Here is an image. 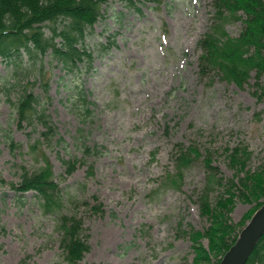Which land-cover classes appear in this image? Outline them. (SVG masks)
<instances>
[{"label":"rangeland","instance_id":"rangeland-1","mask_svg":"<svg viewBox=\"0 0 264 264\" xmlns=\"http://www.w3.org/2000/svg\"><path fill=\"white\" fill-rule=\"evenodd\" d=\"M135 1L140 9L129 0L104 5V17L86 37L94 55L91 68L67 72L50 55L0 60V264H66L58 214L45 211L35 191L17 192L10 184L21 180L22 166L34 171L44 165L30 148L38 127L20 125L17 116L15 103L27 88L56 124V138L64 139L62 146L43 147L66 199L97 194L103 203L98 213L78 211L91 244L80 264L192 263L191 231L205 232L212 223L199 203L207 156L222 177L209 191L212 206L233 190L227 215L237 229L264 199L242 184L247 171L264 173V98L254 93L255 78L240 87L198 72L197 41L211 23V0ZM226 28L237 36L243 23L230 18ZM72 83L96 102V114L86 122L69 100ZM82 134L104 145L106 153L90 157L94 174L82 164L69 175L58 149L67 156L79 153ZM179 144L197 147L200 157L176 184L169 176L177 171L173 151ZM243 145L252 155L239 170L230 153ZM200 244L210 247L206 236ZM211 257L216 264L220 256Z\"/></svg>","mask_w":264,"mask_h":264},{"label":"trees","instance_id":"trees-1","mask_svg":"<svg viewBox=\"0 0 264 264\" xmlns=\"http://www.w3.org/2000/svg\"><path fill=\"white\" fill-rule=\"evenodd\" d=\"M107 2L109 0H0V60L24 55L28 58L50 55L67 72H73L80 65L91 68L94 55L86 45V37L104 17L103 9ZM129 2L137 7V1ZM211 8V23L197 41V48L201 51L198 60L199 75L202 78L218 75L240 87L255 78L254 93L260 99L264 98V0H211ZM230 18L243 23V28L237 36L231 35L226 28ZM39 76L38 80L44 83L48 90L49 81L45 74L40 73ZM69 100L83 122L95 116L96 102L90 99L83 87L73 85ZM15 106L20 125L27 121L39 129V136L30 148L36 154H41L44 165L34 171L22 166L21 180L18 183L11 182V187L22 193L35 191L45 211L58 214L57 230L60 232L63 260L66 264H80L90 251L91 244L84 217L78 211L85 208L98 213L103 209V203L99 201L97 194L75 195L66 199L60 183L55 178L50 157L43 147V144L62 146L64 139L56 138L57 126L46 107L42 105L39 95L28 88L24 89ZM79 139V153H70L67 156L62 154L59 148L58 156L67 174L72 175L82 164H88V174H94L90 157L105 154L106 147L89 143L83 134ZM251 155L252 151L248 146H237L230 153L231 164L239 170H245ZM198 157L200 152L197 147L176 145L173 158L177 171L170 174L169 179L178 184L183 178L185 168ZM204 163L208 175L206 186L199 195V203L202 213L208 216L212 223L205 232L191 231L196 256L190 264H210L213 260L212 253L219 254L220 257L216 261V264H219L247 221L264 203V199H259L264 195V173L247 171L242 179V184L251 187V194L259 200L246 214L241 228L237 229L229 222L227 215L234 204L235 193L229 189L230 195L221 197L213 207L209 191L215 183L222 184V177H219V167L213 163L210 156L204 158ZM204 236L209 239V248L200 244V239ZM247 264H264V235Z\"/></svg>","mask_w":264,"mask_h":264},{"label":"water","instance_id":"water-1","mask_svg":"<svg viewBox=\"0 0 264 264\" xmlns=\"http://www.w3.org/2000/svg\"><path fill=\"white\" fill-rule=\"evenodd\" d=\"M264 235V203L253 213L219 264H247Z\"/></svg>","mask_w":264,"mask_h":264}]
</instances>
